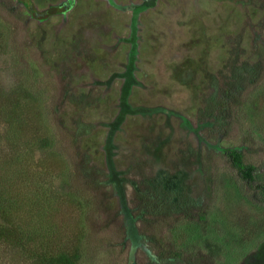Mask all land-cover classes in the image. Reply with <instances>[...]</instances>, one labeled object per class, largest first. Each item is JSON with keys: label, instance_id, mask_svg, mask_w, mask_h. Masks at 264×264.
Wrapping results in <instances>:
<instances>
[{"label": "rangeland", "instance_id": "1", "mask_svg": "<svg viewBox=\"0 0 264 264\" xmlns=\"http://www.w3.org/2000/svg\"><path fill=\"white\" fill-rule=\"evenodd\" d=\"M25 1L58 10L40 19ZM241 77V107L207 105ZM78 116L94 127L81 148L107 173L81 195L59 147ZM250 133L264 181V0H0V172L36 250L87 241L94 264H155L150 197L169 205L157 232L185 257L264 264V193L225 156ZM188 203L206 220L184 219ZM26 262L0 255L39 264Z\"/></svg>", "mask_w": 264, "mask_h": 264}, {"label": "trees", "instance_id": "2", "mask_svg": "<svg viewBox=\"0 0 264 264\" xmlns=\"http://www.w3.org/2000/svg\"><path fill=\"white\" fill-rule=\"evenodd\" d=\"M25 5L31 14L40 19L46 18L49 14L58 10V8L54 7L40 12L33 4L27 1H25ZM243 79L246 80L245 77H241L233 83L227 82L222 87L220 86V95H218L220 98H217L219 100H211L212 104L208 102L207 105L219 109L220 112L226 111L228 113L233 106L241 107L244 103L243 99H245L243 94L245 90L242 89ZM89 98L90 94H85L77 97L76 100L82 105H85ZM73 122V132L64 130L60 132L59 147L61 149L60 151L66 154L69 160H71L77 178L83 182L84 187L77 188L80 193L76 189L75 191L79 195H81L82 189L86 187H90L91 191H100L106 188L107 173L101 167L93 163L90 153L82 149L80 145L81 138L94 129L93 124L87 122L81 116L74 118ZM59 127L61 128V126ZM46 141L48 145L51 144V141ZM253 141H255V138L251 136V133L247 134L243 140L245 147H236L226 150L225 156L229 159L230 165L236 170L238 176L245 182L250 190L264 193V181L258 178V174L263 166L251 160L252 155L260 151ZM2 166L3 164L0 162V171ZM5 180L6 178L0 172V255L6 256L9 252L21 254L25 261H27L26 263L31 261L39 264H94L89 258L90 244L87 241L73 251L68 250V252H60L58 254L36 250L33 244L30 243L34 240L36 235L34 234L28 237L27 232L22 228L20 222L16 221V218L10 215L12 201L8 194V190L6 191L5 189ZM143 201L148 203V212L151 216L150 221H154V226H156L152 234H149L148 237L145 236V238L149 240L152 249L155 250V264H183L184 262L199 264V256L185 257V252L183 250L173 246L157 232V228L159 227L156 223L166 224L168 222L169 216L166 214L164 215V213L166 210H170L169 205L157 204V201L150 197H145ZM179 211L184 219L203 222L207 218L206 213L193 203L181 205Z\"/></svg>", "mask_w": 264, "mask_h": 264}]
</instances>
